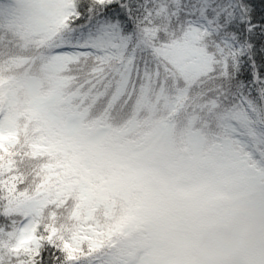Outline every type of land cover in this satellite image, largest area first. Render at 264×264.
I'll list each match as a JSON object with an SVG mask.
<instances>
[{
    "label": "snow or ice",
    "instance_id": "snow-or-ice-1",
    "mask_svg": "<svg viewBox=\"0 0 264 264\" xmlns=\"http://www.w3.org/2000/svg\"><path fill=\"white\" fill-rule=\"evenodd\" d=\"M0 264H264V0H0Z\"/></svg>",
    "mask_w": 264,
    "mask_h": 264
}]
</instances>
